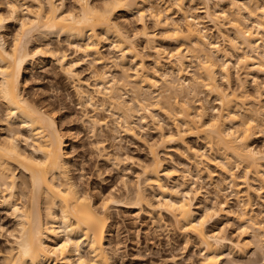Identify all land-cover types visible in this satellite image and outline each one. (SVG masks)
Masks as SVG:
<instances>
[{"label":"bare ground","instance_id":"6f19581e","mask_svg":"<svg viewBox=\"0 0 264 264\" xmlns=\"http://www.w3.org/2000/svg\"><path fill=\"white\" fill-rule=\"evenodd\" d=\"M155 1L107 0L93 4L91 0H75L74 9L66 10L64 0L59 4L56 0H10V18L20 26L11 49L3 35L7 19L0 14V103L5 109L3 126L8 125V133H3L0 139V198L2 204L9 207L18 226L10 250L2 256L3 264H112L105 242L113 226V206L138 212L146 207L152 214L166 212L177 227L194 235L204 252L203 264H223L225 257L231 255L246 258L251 245H264V221L261 218L264 215V150L252 145L256 131L264 133V94H259L260 99L251 98L245 86L247 92L244 90V96L236 95L229 70L231 58L237 56L238 64L249 65L248 68L264 73V0H216L213 13L209 7L206 8V14L216 26L220 23L217 20L221 14L231 25L233 32L229 36L228 49L211 41L197 18L186 9L188 1L193 5L196 1L209 3L210 0H158L165 4L164 9H156ZM30 3L36 10L29 7ZM225 4L229 5L231 15L222 11ZM134 12L141 20L148 15L163 30L162 39L188 47L183 50L179 46L175 52L173 50L174 53L169 52V61L166 62L169 66L166 68L164 65L160 75L157 74L158 69L164 67L160 60L162 57L158 58L162 55L158 35L144 29L143 37L148 44H154L152 49L159 55L154 61L156 69L151 73L140 57L137 35H131L116 20L119 13L126 17ZM175 14L183 16L180 22L177 20L181 17L175 19ZM37 35L46 41H66L83 58L99 65L109 64V58L102 55L105 44L115 51V59L111 63L121 69H118L121 75L117 73L121 77L118 75V79L113 75L111 68L114 65L108 66V70L93 73L96 82L94 94L90 92L89 84L85 88L79 80L76 92L83 107H93L96 113L98 110L107 112L115 125L110 130L116 136L121 131L137 136V128L143 129L149 121H161L156 114L158 111L174 121L175 131L170 127L171 131L165 132L163 127L160 128L163 125L158 126L160 138L149 145L151 161L142 166L137 178L142 181H138L139 185L129 201L111 194L99 202L87 191L80 190L77 180L71 175V161L66 151L67 136L61 131L55 114L44 109L45 106H37L24 95V76L28 67L31 68L36 59L46 53L59 59L62 73L67 78L78 79L77 63L70 61L66 52L46 46L36 52L30 51L31 38ZM218 59L225 61L220 64ZM137 60H141L139 64ZM193 64L197 66L196 74L189 71L190 67H195ZM129 65L134 68L133 75L129 73ZM157 75L162 84L157 81ZM201 88L218 101L219 107H213L214 115H209L210 109L205 105L207 99L199 98ZM129 94L132 99L127 100ZM194 97L201 101L197 110H193V104L197 102ZM245 98L251 101L248 107L245 106ZM241 111L248 116L245 122L240 120ZM89 121L94 130L109 127L110 123L97 116H92ZM20 129L25 131V135L19 132ZM192 137L204 140L213 156H205L202 152L205 146L202 150L189 146L186 139ZM21 140L25 141L26 149L21 148ZM174 144L183 145L186 151L191 152V164L195 165L199 175H202L200 167L206 159L210 163H219L218 167L225 176L223 182L231 189L230 196L238 198L239 210L230 216L236 215L241 223L240 240L227 237L222 225L219 231L208 229L218 211L226 210L228 199L226 203L214 201L212 206H202L204 203L198 206L196 200L202 192L194 186L198 178L192 171H186L192 182L185 186L174 172L166 169L159 150ZM115 160L122 161L119 157ZM240 167L244 171V181L241 180L247 188L244 193L235 172ZM18 170L25 179H20ZM251 176L254 182L260 183V188L251 183ZM164 179L171 180L172 186H166ZM221 183L214 186L216 196L227 190ZM143 184L144 188L155 189L158 206L146 195ZM252 193L261 201L260 213H256L251 204ZM17 194L25 199L24 202L15 200ZM201 206L203 216H199Z\"/></svg>","mask_w":264,"mask_h":264},{"label":"rangeland","instance_id":"374dc122","mask_svg":"<svg viewBox=\"0 0 264 264\" xmlns=\"http://www.w3.org/2000/svg\"><path fill=\"white\" fill-rule=\"evenodd\" d=\"M39 1L44 2L45 0ZM56 1L58 4L63 2V0ZM106 1L107 0H91L93 4H102ZM167 1L169 0H166V2ZM216 2V0H210L209 3L196 1L192 5V3L188 1L186 3V9L188 11L190 10V12H192V14L197 18L201 27L203 26L202 29L210 36L211 41L217 42L221 48L228 49L230 46L229 36H231V32H233L231 25L226 19L221 17V14L219 16L220 19L218 18L219 20H217L220 23L216 26L211 18L208 17V14H206V8L208 7L210 8L211 13L214 12ZM9 3L10 0H0V14L7 19L5 23V34L3 33V35H5V41L8 48L11 49L14 44L15 36L17 32H19L20 26L17 21L10 18ZM63 4L66 10H72V8L74 9L76 6L75 0H64ZM155 6L156 9L160 7V9L165 8V4H162V2L158 0L155 1ZM29 7L32 10L35 9V6L32 8L31 3L29 4ZM143 9L146 11L145 6ZM222 11L231 15L230 7L227 4L222 7ZM22 14L23 13H21V15ZM130 15L131 16L128 15L129 17H125V15L119 13L116 15V20L123 28H125L126 31L131 33V35L134 33V35H137L136 42L139 52L141 51L140 57L143 59L146 65L145 67L149 70V72L151 71L152 73L155 71L154 69H156V67L154 65V61L159 55L158 53L156 54L155 49H152L154 44H148L145 36L143 37L145 30L148 33L157 34L159 37L157 39L160 46V55H162L158 58L160 59L162 57L160 59L163 65L162 67H164V65L166 68L169 66L167 64L169 60L167 61V59H169V55L174 53L179 46H182L183 50L186 49L187 46L185 44H176L170 40L162 39L163 30H161L148 15H146V17L142 20L136 12ZM175 15V19H177V17H181L177 21L182 20V15ZM31 39V43L29 44L31 52H36L37 50L39 51V48L45 49L46 47H49L52 50L54 49L56 51L66 52L68 59L77 63L75 71L78 74V79L73 81V79L67 78L63 74L64 72L61 70L62 67L59 59L57 57H52L49 53H46L47 55L45 54L43 57H38L34 62L35 64L31 66V68L28 67L29 70L27 69V72L25 73V83L23 85L24 95L29 100L34 102V104H38L37 106H45L43 107L44 109L46 108L47 110L53 111L61 131L64 132L65 137L67 136L66 151L71 161L72 177L77 180L82 192L87 191L99 202L111 194L120 199H124L125 201H129V199H132L131 197L134 196L135 188L139 185V182L142 181L138 180V175L142 172V166L151 161L149 145L156 143L159 140L160 129L158 128L163 125L160 128L163 127L162 129H164L165 132H169L171 129L175 131L176 128L174 127L176 125L174 121L168 116L166 117V115L162 114V112L158 111L159 113L156 112V114L160 116L158 117L161 121L158 123L149 121V125L144 127V130L142 128L141 130L140 128H137V136L132 137L130 135H126L123 131L116 136V134H113L110 130L113 129L115 125L111 118H108L107 112L98 110L96 113V110L93 107H83L78 100L76 92L78 87L77 85H79L80 82V84H82L85 88H88L86 85L89 84V90L94 94V85L96 82L93 73L102 72L105 71V69L108 70L109 67H112L114 64L111 63V61L115 59L113 58V56L115 57V51L111 50L112 48L108 45H104L102 55L107 59L109 58V64L106 65V67L104 65L91 62V60H86L83 58V55L76 52V48L71 46L66 41L61 43L53 39L46 41L38 35ZM128 58L132 60L131 56ZM233 58H231L232 60L229 63V70L230 73H232L231 84L233 90L237 92L236 95L238 94L240 97L244 96L243 92L245 90V92L248 91L247 93L249 95L251 94V98L258 99L259 94H264V73L262 74L258 72V70L254 71L256 70L255 68H253L254 70L252 68H248L249 65L238 64V59L236 61L237 56ZM218 60V63L221 61L220 64L225 61V59ZM140 61L137 60L136 63L139 64ZM196 64H193L195 67H190V73L194 74L197 72ZM113 67H115V65ZM113 67L111 68L112 71L114 70L113 75H115V77L117 76L116 78L119 79L122 72H118V69L120 68L115 67V69H117L115 70ZM127 67L130 69L129 73L133 75L134 68L130 65ZM159 69V73L157 74L160 75V73L164 71L165 67L160 70ZM117 73L120 74H118L120 77ZM157 77V81L162 84L161 78L158 75ZM226 86V83H224L225 88ZM245 86L247 91L244 89ZM200 91L201 94L199 93V98L204 100L207 99V104L205 105H207L210 109L209 115H214L215 112L213 111V107H219L216 97L210 95L209 92L203 88H201ZM129 95V97L127 96L128 99L126 97L127 100H130V98L132 99L131 94ZM154 95L156 96L157 94ZM199 98L196 97L195 99L197 100ZM193 99L191 100L195 102L196 100L194 99V101ZM208 102H210V104ZM200 103L201 101L197 100V102L193 104V110H197ZM245 103L249 104H245V106L248 107L250 106L251 101L246 99ZM239 115L241 122L248 120V116L244 112L241 111ZM92 116H97L101 120L109 121V127L104 126L94 130L89 121ZM5 120V109L0 103V139L3 133H8V125L3 126L6 122ZM170 127L172 128L170 129ZM262 129L258 130L261 131ZM19 132L25 135L24 130L20 129ZM256 132L257 134L254 136L255 139L253 138L252 145L257 149L264 150V133L262 131L261 133L258 131ZM186 141L189 146L194 149L197 148V150H202L203 146H205V141L198 139L197 137L187 138ZM20 146L23 149H26L27 147L25 141L23 140L20 141ZM159 151L161 159L165 162L166 169L170 172H174L181 182H185V186H188L192 182V180H190L191 178L187 175V170H191L193 175L198 178L195 181L196 185L194 184V186L199 188L202 192V195L198 198V200H196V204L198 206L203 203L204 204L202 206H206L207 204L212 206L214 201H217L218 204L220 202L226 203V200L228 199L226 210L218 211L217 215L210 221L208 229L211 230L215 228L219 231L221 229L220 227L223 226L227 237L233 239L234 241L240 240V237L242 236L240 233L241 223L235 217L236 215L230 216L231 213L235 211L238 212L239 210L238 198L235 195L230 196L231 189L229 190L226 183L223 182L225 176L224 173H222L221 167H218L219 163H210V160L206 159L200 167L201 170H203L201 173L202 175H199L196 171L197 168L195 165L191 164L193 162L190 160L192 158L191 152L186 151V148L183 145L174 144L171 147L169 146L168 149H160ZM202 152L206 154L205 156L207 158L213 156L212 150L208 146H205ZM118 157L122 160L121 163L115 160ZM126 157L130 159L125 160ZM208 171L212 174L207 173ZM20 172L21 171L19 170L17 171L18 174ZM235 172L239 177L237 183L239 184L240 182V186H243V189L241 190L242 193H244L247 191V188H245V183H243V168H236ZM19 177L21 180L26 178L22 173L19 174ZM253 178L254 177L251 176V183L256 188H260V183L256 181L254 182ZM219 181L222 182L221 184H225V187L223 186V188H227V190L220 192V196H216L217 193L214 186L216 183H220ZM164 183L168 187L172 186L171 180L164 179ZM127 189L130 193H128ZM144 190L146 195L150 197L152 203L155 206H158V198L154 197L156 193L155 189L145 186ZM252 194L251 204L254 211L256 213H260L262 209L261 201L254 193ZM202 198L207 200L204 201ZM15 200L17 202H24L25 199L17 194ZM202 206L199 216L204 215V209ZM12 216L13 215L11 214L9 207L4 206L0 198V264H3L4 261L2 256L10 250V244L14 241L13 236L17 233V222ZM261 218L262 221H264V215H261ZM111 219L113 221V226L111 227V232L105 243L109 255L112 257V264H203L204 252L201 251L194 235L190 233L188 234V232L186 233L184 230L177 227L171 216L164 211H158V213L152 214L146 207L143 211L138 212L133 209L131 210L124 207L113 206L111 208ZM256 244L259 247L256 246ZM259 244L254 243L250 246V253L246 256V258L231 255L232 257H225L223 264H264V253L262 252V250H264V245L262 246V243L260 245ZM260 247H263V249L261 250Z\"/></svg>","mask_w":264,"mask_h":264}]
</instances>
